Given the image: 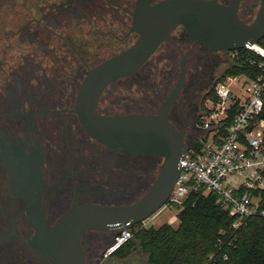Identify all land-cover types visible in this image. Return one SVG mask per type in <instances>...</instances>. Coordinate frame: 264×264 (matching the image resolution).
<instances>
[{"label":"flooded vegetation","instance_id":"obj_1","mask_svg":"<svg viewBox=\"0 0 264 264\" xmlns=\"http://www.w3.org/2000/svg\"><path fill=\"white\" fill-rule=\"evenodd\" d=\"M138 1L11 0L0 9V264H53L28 245L34 230L24 189L38 195L39 210L52 226L74 205L131 204L153 185L162 157L97 141L76 112L90 70L138 40ZM162 1L141 0L148 7ZM215 1L235 5L246 23L261 3ZM224 61V51L194 42L179 24L138 69L105 86L96 112L156 115L166 107V119L186 147L198 133L204 96ZM142 223L81 233L84 264L99 261L105 244L111 247Z\"/></svg>","mask_w":264,"mask_h":264},{"label":"water","instance_id":"obj_2","mask_svg":"<svg viewBox=\"0 0 264 264\" xmlns=\"http://www.w3.org/2000/svg\"><path fill=\"white\" fill-rule=\"evenodd\" d=\"M179 24L196 43L220 51L238 49L264 36V0L250 23L239 18L235 5L224 7L215 0H165L152 7L138 1L134 14L138 40L90 70L78 91L76 112L85 131L97 141L119 151L155 154L164 163L153 185L134 203L74 205L52 226L39 210L38 195L24 189L29 223L34 230L28 245L39 257L48 258L53 264H84L81 233L142 223L167 202L182 168L185 146L183 134L166 119V107L156 115L120 116L100 115L96 107L105 86L138 69ZM122 242L114 240L107 254Z\"/></svg>","mask_w":264,"mask_h":264},{"label":"built area","instance_id":"obj_3","mask_svg":"<svg viewBox=\"0 0 264 264\" xmlns=\"http://www.w3.org/2000/svg\"><path fill=\"white\" fill-rule=\"evenodd\" d=\"M259 39L224 51V63L235 70L219 79L207 98L198 133L185 147L180 174L160 210H174L196 193H212L215 203L233 217L232 233L250 217L264 219V36ZM219 235L218 251L227 232Z\"/></svg>","mask_w":264,"mask_h":264},{"label":"trees","instance_id":"obj_4","mask_svg":"<svg viewBox=\"0 0 264 264\" xmlns=\"http://www.w3.org/2000/svg\"><path fill=\"white\" fill-rule=\"evenodd\" d=\"M221 68L214 87L204 99L214 93L219 79L235 70L225 63ZM173 211L179 221L176 227L168 223L158 227L137 225L130 230V237L108 254L109 258L126 260L140 252L146 255V264H264V219L260 216L250 217L232 233L233 217L215 203L212 193L193 194ZM221 230L226 231L227 236L222 237L225 244L218 251ZM230 234L234 236L231 238L233 244L227 246ZM224 253L227 259H223ZM211 256L213 262H209ZM103 257L101 261L106 260Z\"/></svg>","mask_w":264,"mask_h":264},{"label":"rangeland","instance_id":"obj_5","mask_svg":"<svg viewBox=\"0 0 264 264\" xmlns=\"http://www.w3.org/2000/svg\"><path fill=\"white\" fill-rule=\"evenodd\" d=\"M10 1L11 0H0V9L1 8H7L10 6ZM222 67V66H221ZM222 68L219 69V71H217V76L220 74ZM207 103V97L204 99L203 102V109L206 106ZM168 223L174 227H176L179 223L178 219H177V214L176 211H173L170 208H164L163 210H158L156 213H154L151 217H149L148 219H146L143 223H142V227H149V226H155L158 227L162 224ZM130 237V236H129ZM128 237V238H129ZM112 243V242H111ZM111 243H107L104 245L103 247V254L106 260L105 261H97V259H95L94 264H146V255L144 253H138L133 255L131 258L128 259H115L113 258L112 260L109 258L110 255L108 256L107 252L109 250V246L111 245ZM86 247H88V245H86Z\"/></svg>","mask_w":264,"mask_h":264},{"label":"bare ground","instance_id":"obj_6","mask_svg":"<svg viewBox=\"0 0 264 264\" xmlns=\"http://www.w3.org/2000/svg\"><path fill=\"white\" fill-rule=\"evenodd\" d=\"M254 47H256V46H254Z\"/></svg>","mask_w":264,"mask_h":264}]
</instances>
